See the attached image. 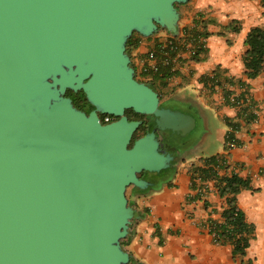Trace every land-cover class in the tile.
Masks as SVG:
<instances>
[{"label": "water", "instance_id": "water-1", "mask_svg": "<svg viewBox=\"0 0 264 264\" xmlns=\"http://www.w3.org/2000/svg\"><path fill=\"white\" fill-rule=\"evenodd\" d=\"M187 1L0 0V264H141L122 244L139 217L126 189L176 157L155 129L134 138L142 120L125 110L166 126L195 121L160 107L126 42L175 33Z\"/></svg>", "mask_w": 264, "mask_h": 264}, {"label": "crops", "instance_id": "crops-1", "mask_svg": "<svg viewBox=\"0 0 264 264\" xmlns=\"http://www.w3.org/2000/svg\"><path fill=\"white\" fill-rule=\"evenodd\" d=\"M176 6L175 33L164 28L149 36L138 33V44L127 53L135 76L153 86L160 102L195 111L200 134L179 153L166 182L140 193L131 189L139 217L131 222L124 248L132 262L141 264H264V71L248 78L243 62L248 31L264 27V0H188ZM193 34L194 43L187 42ZM171 40L178 48L170 56ZM150 50L156 52L158 67L144 73L141 67ZM167 64L171 74L155 78ZM249 103L256 117L247 122L238 112ZM213 117L219 119L220 146L207 151L203 133ZM225 118L239 127L232 148L224 147ZM213 154L223 155L229 165L219 174L234 172L250 181L236 195L238 207L255 227L243 256L234 255L230 242H216L209 232V220L222 221L223 198L214 179H197L196 187L190 183L191 167Z\"/></svg>", "mask_w": 264, "mask_h": 264}, {"label": "trees", "instance_id": "trees-1", "mask_svg": "<svg viewBox=\"0 0 264 264\" xmlns=\"http://www.w3.org/2000/svg\"><path fill=\"white\" fill-rule=\"evenodd\" d=\"M135 35L139 34L133 32L126 42L127 52L138 44V38H135ZM192 36L194 37V34ZM244 43L247 47L243 57L245 74L248 78H253L264 71V27H252L248 31ZM169 47L171 49H169ZM169 47L167 50L171 56L175 53L178 45L174 40H171ZM194 58L195 60H199L197 55H195ZM168 64L160 68L153 76L155 78H162L170 75L171 71ZM238 83L242 86L241 82ZM150 86L153 87L151 84ZM65 95L72 99L73 104L76 107H80L79 102L83 95L74 93L71 90H67ZM252 105V103L242 105L238 112V116L245 115L244 118L247 122L255 119L256 114L251 109ZM125 115L128 119L147 117V115L135 113L132 109L125 110ZM114 119L115 117L112 116V120ZM225 121L228 125V130L225 134L224 147L227 148V142L230 140H234L237 145L234 132L237 131L239 127L235 120L225 118ZM228 167L229 165L226 162V158L221 154H213L204 157L201 164L193 165L191 167L190 183L192 187H196L197 179L199 182L214 179L215 187L220 197L223 198V207L221 211L222 221L218 222L209 220V232L213 234L216 242H230L232 244V253L234 255L243 256L250 244V240L254 238L255 227L253 223L246 220L244 212L238 207L236 195L242 189L249 188L250 181L248 178H243L234 172H225L224 174L218 173L219 169L227 170ZM172 171L173 169L170 166L169 168L153 172L152 174L157 177V183L155 186H159L162 182H166L172 174ZM134 188L135 193L144 191L137 187Z\"/></svg>", "mask_w": 264, "mask_h": 264}, {"label": "flooded vegetation", "instance_id": "flooded-vegetation-1", "mask_svg": "<svg viewBox=\"0 0 264 264\" xmlns=\"http://www.w3.org/2000/svg\"><path fill=\"white\" fill-rule=\"evenodd\" d=\"M74 93H78L79 95H83V96H81V100L79 102V105H80V107H78L79 109L83 110L86 113H88L90 110L93 109V106L86 100V98L84 96V93L81 90L77 91V92H74ZM160 107L165 109L166 113L169 112V111L174 112V111H176L178 109V110H180V111H182V112H184L186 114H189L190 116H192V118L195 121V125H194V128H192V132L191 133H197V130H200V128L198 127V124H197V115H196L195 111L187 110L182 105H179L178 103H174V102H163V101H161L160 102ZM98 116L100 118V121L103 122L102 121V114L98 113ZM136 119H141L142 120V124L139 127L140 128H145V131L141 135H143L147 131H150V130L154 129V126L152 124H150V120H149L148 115H147V117H142V118L139 117V118H136ZM156 120H157V118H156ZM137 131L138 130H136V132ZM155 131H156V134L158 136L159 141L161 142L160 147L162 148V150L167 152L168 150H170V148L173 147L174 149H173L171 154H173L176 158L179 156V153L181 151H183L184 149L189 148L191 145H193L195 143V141H193L190 144L185 146V144L181 143L178 140V135H177L176 131H173V132L172 131H168L169 133L166 134L167 142H166V146H165L164 143H163L162 134H160V132L157 131V130H155ZM165 131H163V132H165ZM136 132L134 133V138L138 137V136H141V135H136ZM172 164L173 163H171L166 168H169L170 166H172ZM152 173L153 172L143 171V172H141L139 174V176L141 178H143L144 180H146V182H147V186L145 188L141 189V190H145V189H148L150 187H154L155 184L157 183V177H155L154 174H152ZM162 183H164V182H162ZM131 189H133V191H135L134 186H132ZM130 192H131V190H130ZM137 193H140V192H137ZM128 201L131 204L130 193H129Z\"/></svg>", "mask_w": 264, "mask_h": 264}, {"label": "rangeland", "instance_id": "rangeland-1", "mask_svg": "<svg viewBox=\"0 0 264 264\" xmlns=\"http://www.w3.org/2000/svg\"><path fill=\"white\" fill-rule=\"evenodd\" d=\"M146 117V116H145ZM149 120H150V124H152L154 126V129L159 131L160 134H162L163 136V143L166 146V142H167V138H166V134L169 133L168 131H176L177 135H178V140L185 144L188 145L193 141H196L199 137L200 131L197 130V133H191L192 132V128H194V126L192 125V128H187L190 126V124H188L187 121H181V123H173L172 125L166 126V125H160L158 123V121L156 120V117L152 116V115H148ZM219 119L217 118H211V122L208 124V126L206 127V129L204 130V137L206 139L205 140V150L207 151H213L216 148H218L220 146V140H219ZM140 128V127H139ZM137 129L138 131L136 132V135H141L144 131L145 128H140ZM166 130V131H165ZM185 130V132H183ZM165 131V132H163ZM206 132V133H205ZM132 186H128L126 189V196L127 198L129 197V193L131 190ZM125 242V238L122 240V244L124 245Z\"/></svg>", "mask_w": 264, "mask_h": 264}, {"label": "built area", "instance_id": "built-area-1", "mask_svg": "<svg viewBox=\"0 0 264 264\" xmlns=\"http://www.w3.org/2000/svg\"><path fill=\"white\" fill-rule=\"evenodd\" d=\"M194 41H195V38L193 36H190L188 38V40H187V42H189V43H194ZM145 61L146 62H144L142 64V67H141L142 68V72L147 73L149 71H155L157 69V67H158V64H157V55H156V52L154 50H150V51L147 52L146 60ZM141 75L143 76L144 74L141 73ZM240 102H241V100L239 99V101H237V103H240ZM111 120H112V116L111 115H109V114H103L102 121L109 122ZM235 145H236V143H235L234 140H230V141L227 142V148H232Z\"/></svg>", "mask_w": 264, "mask_h": 264}]
</instances>
